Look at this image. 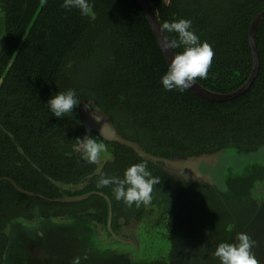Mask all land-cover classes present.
I'll use <instances>...</instances> for the list:
<instances>
[{"label":"trees","instance_id":"obj_1","mask_svg":"<svg viewBox=\"0 0 264 264\" xmlns=\"http://www.w3.org/2000/svg\"><path fill=\"white\" fill-rule=\"evenodd\" d=\"M149 2L160 25L190 20L200 42H208L214 50L208 78L197 79L198 84L212 92L230 93L246 82L252 68L248 29L264 11V0ZM89 3L96 14L93 21L78 9H64L63 0H0L6 13L0 125L22 149L50 155L49 140L65 119L55 117L47 104L58 92L73 90L75 78L65 71L70 60L79 71H91L95 93L160 151L185 154L264 132V23L256 32L257 79L245 95L216 104L187 90L163 87L168 67L136 0ZM165 34L178 40L176 33ZM183 50V45L173 49L175 54ZM17 161L15 147L0 129V178L16 181ZM11 194L20 199L9 183L0 182V209H6Z\"/></svg>","mask_w":264,"mask_h":264},{"label":"water","instance_id":"obj_2","mask_svg":"<svg viewBox=\"0 0 264 264\" xmlns=\"http://www.w3.org/2000/svg\"><path fill=\"white\" fill-rule=\"evenodd\" d=\"M136 1L169 68L175 53L165 47L167 37L161 31L157 14L149 0ZM262 22L264 11L249 26L253 66L240 89L219 94L195 82L186 90L201 100L218 104L244 95L259 71L255 34ZM4 42L2 16L0 51ZM76 93L80 101L74 108L78 138L89 136L104 142L111 156L117 148L126 147L141 163H146L160 183L154 185L151 203L144 205L141 214L118 233L109 226L110 213L107 226L85 217L58 223L62 230L52 242L27 239L26 223L10 226L3 264H220L212 257V251L221 241L233 242L237 232L247 233L256 242L252 251L264 264V132L185 154L151 151L138 143L131 125L110 119L95 92L81 89ZM90 99L93 102L86 109ZM165 236L170 249L163 258L152 260L149 249Z\"/></svg>","mask_w":264,"mask_h":264},{"label":"flooded vegetation","instance_id":"obj_3","mask_svg":"<svg viewBox=\"0 0 264 264\" xmlns=\"http://www.w3.org/2000/svg\"><path fill=\"white\" fill-rule=\"evenodd\" d=\"M42 6H44V2L39 4L37 8L41 9ZM0 10H2L1 7ZM38 12L39 11H37V14ZM91 20L93 21L94 19ZM31 26L32 24H30L28 28L30 29ZM29 29L23 36L24 41L29 35ZM5 43L6 35L0 53ZM12 61L13 60H11L8 67L11 66ZM65 71L72 74L75 78V84L72 86L75 92L81 89H88L95 92L91 87L90 79L92 76L90 70L86 68L84 71H79L75 61L70 60L65 65ZM84 73L86 74L85 76H83ZM2 82L3 79L1 78L0 85ZM97 95L100 104L105 107L107 114L113 122H121L133 126L132 123L126 121L123 115L113 111L107 101L101 99L98 93ZM64 119L65 121L62 127L56 130L55 136L49 140L50 155L27 152L30 150L22 149L16 143L15 137L0 125V129L10 139L18 154V161L13 169L16 181L9 177H2L0 178V182L9 183L13 190L20 196L19 199L11 194L6 204V209H0V264H3V254L10 240L7 230L10 226L18 222L26 223L27 226H24V228H27L25 231L27 239L36 242H52L56 240V235L59 236L62 230L60 224L56 225L58 223L74 222V220L78 218L85 217L107 226L110 213L109 226L114 233H118L130 222V220L138 217L142 212L143 204L139 207L135 204L129 207L122 200L118 201L113 192L115 185L102 188L97 187V183L100 179V172H103L107 177L123 179L124 172L128 167L136 163H141L138 157L126 147H119L114 152V155L111 156V159L102 161L103 166L98 171L97 165L87 163L81 159L80 154H76L72 151V146L79 137L77 117L74 109L72 113L65 114ZM133 128L137 134L138 143L142 147L148 148L151 151L162 150L152 142L146 140L143 136V132H140L134 126ZM21 196L24 197L23 200H21ZM18 201L19 203H17ZM43 221L46 222V224ZM15 232L18 233L17 230H15Z\"/></svg>","mask_w":264,"mask_h":264},{"label":"clouds","instance_id":"obj_4","mask_svg":"<svg viewBox=\"0 0 264 264\" xmlns=\"http://www.w3.org/2000/svg\"><path fill=\"white\" fill-rule=\"evenodd\" d=\"M62 7L68 10L78 9L81 15L91 19H95L96 16L94 6L89 0H63ZM5 15L6 13L0 10V17ZM161 31L178 34V40L165 39L166 48L176 49L184 46V50L171 59L170 67L162 77L163 87L168 91L177 89L184 92L191 88L197 79H207L215 53L208 42H200L199 37L191 30V21L186 19L165 21L161 25ZM92 102L90 99L85 108L87 109ZM79 103L77 93L68 90L58 92L49 99L47 105L55 117L62 118L65 114L72 113ZM94 118L99 121L96 116ZM104 126L101 128V135ZM72 147L80 154L81 159L97 165L98 171L103 166L102 161L112 158L104 142L89 136L77 138ZM159 183L160 178L152 176L146 163H136L125 170L123 179L107 177L100 172L97 187L115 185L113 192L118 201L122 200L129 207L133 204L139 207L141 204L147 206L151 203L154 185ZM255 245L256 242L247 233L237 232L233 242H219L211 255L218 259L220 264H260L252 251Z\"/></svg>","mask_w":264,"mask_h":264},{"label":"rangeland","instance_id":"obj_5","mask_svg":"<svg viewBox=\"0 0 264 264\" xmlns=\"http://www.w3.org/2000/svg\"><path fill=\"white\" fill-rule=\"evenodd\" d=\"M169 239L165 236V239H160V241H156L153 246L149 249V254L152 256L151 259L155 258H163L168 250L170 249Z\"/></svg>","mask_w":264,"mask_h":264}]
</instances>
